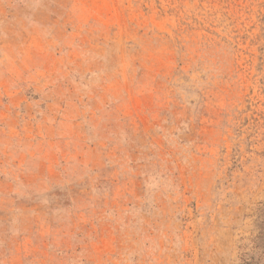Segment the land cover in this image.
Listing matches in <instances>:
<instances>
[{"label": "rangeland", "instance_id": "1", "mask_svg": "<svg viewBox=\"0 0 264 264\" xmlns=\"http://www.w3.org/2000/svg\"><path fill=\"white\" fill-rule=\"evenodd\" d=\"M0 264H264V0H0Z\"/></svg>", "mask_w": 264, "mask_h": 264}]
</instances>
